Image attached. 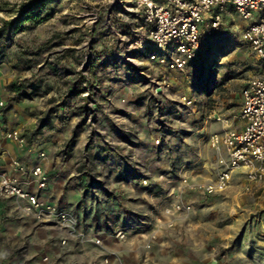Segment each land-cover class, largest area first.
<instances>
[{
	"label": "rangeland",
	"instance_id": "obj_1",
	"mask_svg": "<svg viewBox=\"0 0 264 264\" xmlns=\"http://www.w3.org/2000/svg\"><path fill=\"white\" fill-rule=\"evenodd\" d=\"M35 1L0 0V25ZM45 1L52 16L25 22L7 41L0 130L10 140V128L25 134L51 110L53 124L26 143L52 152L55 162L61 155L58 166L69 176L64 192L77 188L80 195L70 206L54 182L47 192L77 217L81 235L63 245V233L26 216L19 200L6 204L0 264H264V181L251 184L238 169L223 193L181 188L183 177L215 179L210 136L221 124L214 116L240 126L242 89L261 74L262 62L238 28L241 17L228 16L217 40L227 41L213 45L204 68L199 60L174 71L130 46L121 8L131 0ZM25 78L29 96L10 101L9 85ZM158 82L165 87L157 89ZM178 199L192 210L166 215ZM118 229L126 238L116 237Z\"/></svg>",
	"mask_w": 264,
	"mask_h": 264
},
{
	"label": "built area",
	"instance_id": "obj_2",
	"mask_svg": "<svg viewBox=\"0 0 264 264\" xmlns=\"http://www.w3.org/2000/svg\"><path fill=\"white\" fill-rule=\"evenodd\" d=\"M121 10L128 23L125 37L130 35V46L145 53L151 63L174 71H185L200 59L206 44L220 33L228 16L236 13L241 17L244 23L238 28L242 37L262 62L261 74L251 78L242 89L240 117L244 124L233 128L229 118L214 116L221 124V129L210 136L218 155L216 177L202 183L183 177L181 188L206 195L220 194L229 188L238 169H243L249 183L263 182L264 0H131V5L123 3ZM164 87L162 82L157 83V89ZM5 137L18 144L26 143L19 128L9 129ZM41 156L45 157V152ZM11 165L14 173L0 171V198L22 200L21 210L26 216L63 233V245L68 244L70 236H80L77 217L44 195L50 181L44 165L38 163L29 168L18 158L12 159ZM143 183L147 185L148 179H143ZM25 184H35L37 190L26 188ZM192 207V203L178 199L165 208V214L179 215ZM115 235L126 238L124 229H118ZM93 241L102 244L100 237H93Z\"/></svg>",
	"mask_w": 264,
	"mask_h": 264
},
{
	"label": "trees",
	"instance_id": "obj_3",
	"mask_svg": "<svg viewBox=\"0 0 264 264\" xmlns=\"http://www.w3.org/2000/svg\"><path fill=\"white\" fill-rule=\"evenodd\" d=\"M28 11L24 10L21 15L16 17L12 20H4L2 24L0 25V66L4 63V60L7 55L8 50V40L13 39V34L20 30L22 25L25 22H33V23H39L43 20H47L52 16V7L46 6L45 0H38L35 1L33 4L28 5ZM48 9V11L43 14L44 9ZM43 14V15H42ZM220 34H217L215 37H213L205 46V48L202 51V55L199 60H201V64L204 68V65L208 62L210 59L212 53H213V45L218 42V38ZM227 40H219L218 43H226ZM198 60V61H199ZM197 61V62H198ZM196 62V63H197ZM195 64V63H194ZM55 70V69H54ZM203 71V70H202ZM31 84L29 83V78L23 79L21 82L16 83L13 82L9 85V91L11 93L10 95V101L14 102H20L23 98L29 96V92L27 91L28 87H30ZM69 105V102L67 100H64L61 102L62 109L66 111L67 106ZM84 108L83 111H87V105L82 106ZM10 107L5 108V111H8ZM44 115L41 116L38 120V125L34 129L27 130L24 134V136L27 138L29 142L32 141L33 137L36 136L38 133H41L43 128L47 125H52L53 120L51 118V110L47 109L43 111ZM94 114V112H93ZM93 186V183L89 182L86 185V191H90L91 187Z\"/></svg>",
	"mask_w": 264,
	"mask_h": 264
},
{
	"label": "crops",
	"instance_id": "obj_4",
	"mask_svg": "<svg viewBox=\"0 0 264 264\" xmlns=\"http://www.w3.org/2000/svg\"><path fill=\"white\" fill-rule=\"evenodd\" d=\"M239 118L241 120L239 124L240 126H234L233 124L234 121H231V127L239 129L243 126L244 121L241 119L240 116ZM2 123H0V128H1ZM220 129H221V126H220ZM1 133L2 131L0 130V171H7L8 173H14L13 167L11 165L12 159L14 158L20 159L29 168H31L35 164L41 163L44 165L46 170L49 172L50 181L54 182V184L60 188L59 189L60 195L63 197V199H65L66 203L70 204L71 206L74 203V201L77 200V198L80 195V191H79L80 189L70 188L64 192L65 185H66L67 180L69 179V176H67V174L62 171V168L60 169L58 166V162L61 158V155H58L56 157L57 160L55 162L54 158L52 157V152L44 151L43 149H41L40 151L34 150L27 143L17 144L12 140L3 139ZM41 152H45V157L41 156ZM51 174L54 176L53 178H51ZM22 176H25V178H28L29 175H22ZM50 181H49V188H50ZM86 185H85V188H86ZM25 187L36 191L35 184H25ZM44 195L48 196L49 198H52V200L66 207V204L61 203L55 198V195L52 191L51 193L45 192ZM15 201H18V200L14 197L6 198V199L0 198V218L3 217L5 208H7L6 204L11 205V204H14ZM20 202L23 203L22 200ZM10 210H14L13 207H11Z\"/></svg>",
	"mask_w": 264,
	"mask_h": 264
},
{
	"label": "water",
	"instance_id": "obj_5",
	"mask_svg": "<svg viewBox=\"0 0 264 264\" xmlns=\"http://www.w3.org/2000/svg\"><path fill=\"white\" fill-rule=\"evenodd\" d=\"M211 264H216V261H212V263Z\"/></svg>",
	"mask_w": 264,
	"mask_h": 264
}]
</instances>
